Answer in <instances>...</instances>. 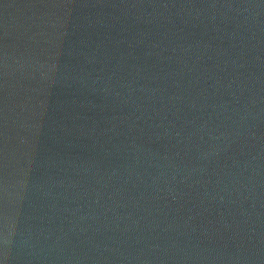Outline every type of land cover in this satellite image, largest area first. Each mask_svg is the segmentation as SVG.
Here are the masks:
<instances>
[{
    "label": "water",
    "instance_id": "obj_1",
    "mask_svg": "<svg viewBox=\"0 0 264 264\" xmlns=\"http://www.w3.org/2000/svg\"><path fill=\"white\" fill-rule=\"evenodd\" d=\"M0 264H264V0H0Z\"/></svg>",
    "mask_w": 264,
    "mask_h": 264
}]
</instances>
